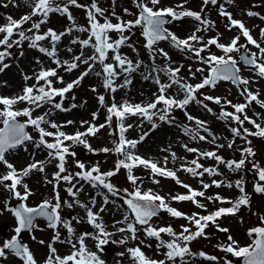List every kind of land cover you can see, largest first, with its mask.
I'll use <instances>...</instances> for the list:
<instances>
[{
  "label": "rangeland",
  "instance_id": "374dc122",
  "mask_svg": "<svg viewBox=\"0 0 264 264\" xmlns=\"http://www.w3.org/2000/svg\"><path fill=\"white\" fill-rule=\"evenodd\" d=\"M32 2L33 0H0V26L8 23L7 17L12 16L13 6L15 4H25L27 10L31 13ZM65 2L66 0H54L56 5L61 6H63ZM77 2L84 7L69 5V12L74 19V24L73 21L67 19L66 15L50 13L47 22L41 24L39 34H44L49 29H52L59 34L65 32L69 28H74V25L76 27L88 28L89 21L87 18V9L90 7L92 0H77ZM95 3L99 8L104 10L103 16L97 14V19L100 23H104L105 18L113 24L121 21H133L139 14L136 0H95ZM144 3L148 4L149 7H154V10L160 8H173L177 12L183 10L198 12L203 19L210 21L212 25L207 28V30L197 33L198 36L203 37V43H206L209 39L217 38L218 43L228 45L233 38L239 36L240 39L238 41V46L247 45L246 50H248L250 54H256L258 58L257 62L264 63V55L260 54L259 49L254 45L247 44L246 38L241 35L238 28L232 27L229 29V21L227 17L220 15L221 5H223V10L230 13L233 19L241 21L250 31L253 39H255L261 47H264V36H261L260 34V30L264 29V19H262V17H264V0H231V3H229L228 0H217L216 5L211 3L204 5L203 0H160V3L156 6L151 5L150 0H144ZM181 5L183 7H180ZM125 9L128 11L125 12ZM249 11L258 13V15L249 16L247 15ZM40 19V16H33L32 19L25 23L20 30L25 31L26 35L32 36L35 30L29 32L28 29L32 27L33 23L39 22ZM197 26L198 22L190 17H185L180 20H171L165 25L169 31L181 39L187 38L195 31ZM3 35L4 34H0V38H2ZM89 35V32L73 30L70 34L62 36L61 39L81 49L80 44H72L71 41L74 39H88ZM124 35L128 36L129 39L125 45L120 47L119 54L131 60L134 64L135 62L140 61V67L137 70L142 69L143 71H147L148 74H151V80L156 87L152 97L144 101L145 105L153 102L156 96L159 95V85L155 83V77L157 75L159 76L161 84H168L170 82L169 77L163 71L153 72V67L158 70L166 67H179L180 72L178 75L181 80L192 85L201 83L202 80L209 75L210 69L207 64L199 61L191 53L175 48L170 41H160L154 46L155 49H163L164 52L168 54L169 59H166L163 55H160L157 52L155 53V59L153 60V53H151L145 46L146 40L142 35V28L140 26L134 27L131 31H126ZM109 37L110 40L115 41L119 38V33L111 31L109 32ZM11 39L18 40L19 36L14 34ZM94 42L93 39L92 43L94 44ZM38 43L40 46L51 50L52 44L50 38ZM200 46L202 45H196V47ZM243 49L244 48H241L239 52H233L229 55L237 61V67L240 69L239 75L242 79H247L249 81L247 85H242L241 88H238L231 81H219L215 87L206 86L196 93V100L201 101V103L192 101L184 109L173 107L169 112L167 121L159 120L158 115H154L151 122H145V120L134 123V121H131V118L134 119L137 115H128L123 120L125 127L132 125L128 131V135L125 136L126 139H128V137H131V140L135 141L142 137L144 139L154 129L153 124L156 126L162 124L163 128H166L167 132H170L171 137L174 135L175 137H179V141H177L180 142L179 147L176 145L177 142L175 138H172V140L169 141H171L174 146H177L176 149H173L170 146H161L162 157L158 161L153 162L157 163L161 168H167V170L175 172L176 177L182 182V184H187L197 191H204V197L196 198L200 204L204 205V208L197 207L196 204L191 201L173 200L172 197L174 196L188 194V190L170 177L153 175L150 169L145 168L142 165L135 166L131 170V174L137 178L135 185L128 179V169L120 168L119 171H116L117 161L123 160L125 157L114 151H109L107 153L100 151L103 148L113 149L118 142L120 122L115 116H113L110 126L106 125L104 128L100 129L95 136L90 135L89 137L83 138L94 151H90L89 148L85 147L83 144H75L72 141L64 142V144L69 147V151L75 153L74 156L67 155L65 157L66 172L61 174L72 175L73 180L71 184L63 180H60L59 182L54 180V174L58 171V160L55 158H49L48 169H46L47 162L45 163L44 160L43 172L38 171L31 176L22 178V184L17 186V190L23 194L24 190H20V188L23 187V184H27L33 179H36L37 182H39L38 188L33 190L29 189L32 194L29 196L28 200L24 202L29 207H37L45 200L51 201L54 204L56 202L55 193L58 192L61 202V208L59 210L61 219L70 221L71 226L74 229L73 235L69 237L67 229L62 225L58 226L57 229H51L47 226L44 220H38L36 228L25 233L22 239L23 244H26L33 253L37 264H45L49 257V244H52L56 249V255L65 257L74 250L72 245L66 241L71 239L73 243H76V236L78 234L90 231L87 227L88 223L86 221L81 220L78 215L69 213L67 209H65V201H68L69 198L67 189L79 182L88 188L85 191L87 195L90 196L92 193L98 192L102 195L103 199L107 196L109 201L107 205L109 207H113L114 203L122 205L123 208L120 209V214L123 215V217L127 214L129 219L133 221L134 218L130 210L127 208V205L124 204V198H127L125 190L130 193L134 192L137 187L142 193L151 191L153 194L163 197L165 203L169 207H172L189 217L194 213L202 216L215 212L219 208L232 207L231 203H221L220 201L215 200L214 198L217 195L224 198L226 201L235 202L241 195L247 194L249 198V204L247 206L242 205L234 215H223L217 220L219 227L228 229V231H218L216 225L210 223L205 229L204 236L198 237L188 244L192 255L185 256L183 261V264H224L225 260H228L231 261L232 264H241L242 259L236 258L231 254L222 251L218 246L227 245L229 243L228 236H231L240 247L247 246L252 242V238L249 237L248 231L255 227H264V193H257L255 191V186L257 184L264 186V181L259 180L258 173L253 167V165H256L260 169H264V137L254 135L245 136L244 129H248L250 132L256 131L254 125L248 121H245L243 125H240L238 122H235L230 118L227 120L220 118L222 110L234 112L232 105L247 103L246 95H242V90L244 88H247L248 91L253 94H258V100L264 102V77L258 76L254 68L240 63L239 55ZM83 50L88 51L87 53H83V58H87L94 54V49L92 47H87ZM0 51H5L4 46H0ZM7 51L10 52L11 55L5 58L4 63L8 64L9 67H12V70L16 72V78L12 86L17 89L16 92L18 96L23 95V89L25 87L36 85L37 82L34 77L41 69L56 70L57 77H50L49 79L52 81L53 88L60 89L74 81L87 68V65L80 63L77 69L68 72L65 70V67H58L57 64L54 63L53 58L39 52L36 48H30L29 41L27 40L23 41L20 46H13L12 48L7 49ZM113 55L114 53L109 51V59L106 60L105 63H112L115 65L116 62L111 59ZM209 55L223 56L225 53L215 45H211L201 53V56L204 58H207ZM56 58L61 62L63 61L60 57L56 56ZM37 61H39V63H37ZM69 62H72V60H69ZM196 69H203V72H198ZM116 70L118 73L120 72L119 68ZM97 72H102V66L99 63L95 64L93 71L80 82L79 86L74 87L70 92L65 94L62 100V106L65 109H69L68 111H61L53 107L54 103L61 102V97L59 96L55 97L52 103H45L39 108H36L34 105H30L27 102H23L22 107L18 110H23L25 108L32 109L33 119L42 116L45 113H50L46 116L47 121L56 123L58 120V123L56 124L63 125L66 122L68 126L72 124H68L67 122L71 121V115L73 112H76V110H82L89 114L88 119L90 124L97 126L106 124V117L108 116L107 108L113 103L118 107L127 103V100H120V98L122 93H128L130 87L129 85L120 87V85H124L125 82V74H120L114 80V86H116L117 90L115 92L106 90L103 87V75L97 76ZM1 73L2 72H0V74ZM25 76L33 78L25 80ZM58 77L63 78V83L58 81ZM43 83V81L40 82L41 85H43ZM93 88H95L96 91H92ZM122 90L124 91L119 92ZM0 95V97H4L3 92L0 93ZM101 95L105 98L103 106L98 100V97ZM164 95L166 97H173L176 100H181L184 98L185 94L178 86L173 85L165 91ZM205 96L219 97L221 98L222 103L216 104L211 100H205ZM227 101H231V105H229ZM72 105L76 106L72 107ZM205 105L207 107H205ZM164 107L165 106L161 103L157 105L156 110L150 111L162 114ZM3 108L4 106L0 105V111H2ZM208 109H211V111H208ZM12 110H14V108ZM93 113H96V119H93ZM185 113L191 115L195 119L189 120ZM245 114L250 119L255 120L256 123L260 124L261 127H264V107H261L259 103L252 102L249 104L245 109ZM240 115L241 119H243L244 114ZM17 119L26 123L28 118L20 116L17 117ZM54 119H56V121H54ZM0 120H2V117H0ZM195 120L205 122L207 131L198 128ZM2 127L3 124L0 122V128ZM41 127L48 132H53V128H50V123H43L41 124ZM86 127H88V124H86ZM232 128L240 130L241 135L234 136L231 131ZM186 129L192 130L193 134L198 131L199 135L205 136L206 139L201 141L198 138H193V134L186 133ZM27 130L28 134L32 137V140L27 141L25 145H33L35 149H41L49 153V150L43 146L39 148L36 147V143L40 139L39 131L32 125H28ZM68 134L72 135L70 133ZM213 137H215L214 141ZM44 139L49 143L55 142L54 137L51 136L45 137ZM230 143L232 144V147H228ZM181 145L183 146L181 147ZM185 145L187 148L197 149L198 152L187 151ZM220 145H223V147H220ZM249 147L252 149L254 155L247 156L246 153L242 155V150ZM204 152H215L216 155L222 157L225 162H238L241 159H245V164L241 169L233 171L226 166V163H218L212 158L199 157V153ZM173 154H175V158H173ZM165 158H167L166 163ZM197 158L199 164L203 165V167L215 168L220 174L208 175L205 173L203 176L194 177L182 169L181 165H184L185 167L193 166L191 165V161ZM77 161L85 165L84 170L77 167ZM97 165L99 166L101 173L116 171L115 175L108 178V182L112 183L118 190L117 195L113 196L102 187L94 188L90 183L80 180L79 177L76 176L77 172L90 170L93 166ZM202 170L203 169H199V171ZM8 171L9 169H7L3 163H0V176L6 174ZM213 180L222 181L223 183L221 187L212 185ZM238 180L242 181V186L245 190L244 193H241L236 187V181ZM5 183L10 184L11 182L8 181ZM229 183L232 184V187L227 186ZM203 184H209L210 187L204 189ZM208 197H213V199L210 200ZM17 202L21 201L17 200L3 185H0V225L5 224L9 226L6 233L0 231V246H2L5 240L11 239V237L15 235L14 229L17 226V221L8 209L13 208L14 204ZM157 203L159 202L157 201ZM111 215L115 217L116 214L113 212ZM74 217L77 219H73ZM149 223L153 228L157 229L170 226L177 235L182 232L183 227H188L192 232L196 231L195 225L190 223L188 219H185L184 217H172L165 210L162 215L153 217ZM120 227H126V225L124 224ZM145 227L147 226L137 225L138 231L136 233V239H130V233L128 232L121 233L116 231L113 237L107 238L108 243L103 245L102 248H97L96 245L98 241L92 244V248L94 252L99 255V258L104 261V264H112L113 261H117L118 264H134L127 249L135 247H140L141 251L147 258L156 261L165 260L166 264H173V262L166 260L164 255L166 249L157 248L159 241L155 238H149L146 236L144 232ZM57 232L59 233V240L53 242ZM161 238L165 242L172 239V237H169L164 233L161 234ZM121 239H125L127 242L121 244L119 243ZM41 241L44 243H41ZM200 252H204L207 256H215L217 257V260L211 261L201 257L199 256ZM121 253H123V255H120ZM0 264H22V261L13 254L8 253L7 258H0ZM175 264H182V262L177 258Z\"/></svg>",
  "mask_w": 264,
  "mask_h": 264
},
{
  "label": "snow or ice",
  "instance_id": "6c2138e0",
  "mask_svg": "<svg viewBox=\"0 0 264 264\" xmlns=\"http://www.w3.org/2000/svg\"><path fill=\"white\" fill-rule=\"evenodd\" d=\"M231 3V0H228ZM137 7L139 9V14L133 21H121L119 23L113 24L107 18H105L104 23H100L97 19V14L100 16L104 15V10L99 8L95 3V0H92L90 7L87 9V18L89 21V27H76L69 28L65 32L57 34L54 30L49 29L44 34H39V29L41 24L47 22V18L50 13H60L61 15H66L69 21H73L74 19L69 12V5L75 7H84L78 4L77 0H66L63 6L56 5L54 0H33L31 7L32 12L29 15L22 16L19 20H14L12 17H7L8 23L6 25L0 26V34H4L2 38H0V46H4L5 51H0V72H3L6 68L9 67L8 64L4 63V60L7 56L11 55L7 49L12 48L13 46H20L23 41H29L30 48H36L39 52L45 54L46 56L53 58L54 63L57 64L58 67H65V70L68 72L73 71L79 67L80 63L87 65L85 71H83L74 81L68 83L65 87L60 89H55L52 87V81L49 79L50 77H57V72L55 69H41L38 74L35 75L36 85L25 87L23 89V95L14 98H6L0 97V105H3L4 108L0 111V117H2L3 127L0 128V163H3L9 171L0 176V185H3L8 191H10L13 196L21 201L19 205L15 208H9L8 211L12 213L17 221V226L14 229L15 235L11 237V239L5 240L0 246V258H7V254L11 253L14 256L18 257L22 264H37V261L34 258L33 253L30 251L29 247L26 244H22L19 237L21 233L24 231H32L36 228L34 221L37 217L44 218L48 223L47 226L51 229H57L58 226L62 225L71 237L74 233V229L71 226L70 221H65L61 219L59 214V210L61 208V202L58 192L55 193V203L53 204L51 201L45 200L37 207H29L26 202L29 196L32 194L28 188L27 184H23L24 192L23 194L17 190V186L22 184V178L27 176L32 170H39L41 172L44 171V162H34L31 163L27 168H25L22 172L18 173L14 166L9 163L6 159V153L10 150L16 149L20 145H23L26 141H31L32 137L25 131V128L28 125L34 126L40 134V139L36 143V147L39 148L41 146L45 147L49 150V157L55 158L58 160L57 168L58 171L54 174V180L59 182L60 180L66 181L71 184L73 177L72 175H61L66 172L65 168V157L67 155H75V153H71L69 151V147L64 144V141H72L75 144H83L85 147L89 148L90 151H94L91 149V146L87 143L84 136H95L100 129L104 128L106 125L110 126L113 116L117 118L119 123V139L115 144L113 149L103 148L100 151L105 153L109 151H114L119 155H123L125 159L118 160L116 164V171H119L120 168L128 169L129 175L128 179L132 184H136L137 178L131 174V170L135 166H144L151 170L153 175H160L164 177H170L178 184H181L182 187L188 190V194L186 195H178L172 197L173 200L176 201H191L196 204L199 208H204L203 204H200L197 201V197H204V191H197L192 189L187 184H182V182L176 177V173L167 168H161L157 163L152 162L150 160L141 158L139 156L134 155L131 152V149H134L138 143L135 140H127L125 138L124 133L131 128L132 125H128L125 127L123 124V120L128 115H141L145 117L149 122L152 121L154 115H158L159 120L167 121L169 112L173 107H178L180 109H184L190 102L196 101L197 103H201V101L196 100V93L199 92L200 89L208 87H215L219 81H231L233 84L247 85L249 81L247 79H242L238 73L240 69L237 67V61L229 54L233 52H239L241 48L247 49V45H239L238 41L240 39L239 36L233 38L228 45H224L218 43L217 38L209 39L206 43H203V37L198 36L197 33L207 30V28L211 27L210 21L203 19L201 14L198 12L183 10V11H175L173 8H160L154 10V7H149L148 4L144 3L143 0H136ZM160 3V0H150V4L156 6ZM209 3L216 5L217 0H203L204 5H208ZM7 6V5H5ZM180 7H183L182 5ZM203 10V9H202ZM128 10L125 9V12ZM221 16L227 17L229 21V29L232 27H236L239 29L241 35L246 38L247 44L254 45L261 55H264V47L253 39L250 31L245 27V25L236 19H233L231 14L223 10V5H221ZM249 16H256L258 13L249 11L247 13ZM33 16H40L41 19L39 22L33 23L32 27L28 29L29 32H33L32 36L26 35L25 31L20 30L22 26L30 21ZM171 20H180L185 17L193 18L198 22V26L195 31L192 32L187 38H179L174 33L169 31L168 28L165 27L167 23ZM264 19V17H262ZM136 26H140L142 28V35L146 40V48L153 53V60L155 59V53H159L163 55L166 59H169L168 54L164 52L163 49H155L154 46L160 41H171L172 45L185 52L191 53L194 57H196L199 61L209 66L210 72L209 75L206 76L201 83L192 85L185 83L179 77L180 68H172L166 67L163 69H157L153 67L152 71H163L169 77L168 84H161L159 80V76L155 77V83L159 85V95L156 96L155 100L147 105H130L123 104L121 106H117L116 104H112L107 108L108 116L106 117V124H101L99 126L90 124L86 121H82L81 124H88V127L85 132H76L74 135H67L63 131H57L55 133L46 131L41 124L50 123V126L53 129H59V125L56 123H51L46 120V116L50 113H45L42 116H39L35 119L32 118V109L25 108L23 110L14 111L13 105L18 102H27L30 105H34L36 108L42 107L45 103H52L53 99L57 96L61 97L60 103H54L53 107L55 109L61 111H68L69 109H65L62 106V100L66 93L70 92L74 87L80 85V82L88 76L94 69L96 63H99L102 66V72H97V76L103 75V87L106 90H110L115 92L117 90L116 86H114V80L120 74H125V82L124 85H120V87H124L127 84L131 83V80L128 76L135 72L140 67V61L135 62V64L123 57L119 54V49L122 45L128 41L129 37L125 36L124 33L126 31H131ZM73 30H77L80 32H89L90 35L88 39L79 40L74 39L71 41L72 44H80L81 46V54L73 57L72 62L63 61L61 62L58 58H56V44L60 41L61 37L70 34ZM115 31L119 33V38L115 41L110 40L109 32ZM14 34L19 36L18 40H12ZM261 36H264V29L260 30ZM51 40V50L48 48L42 47L38 42L49 39ZM94 39V44L92 43ZM196 45H202L200 47H196ZM215 45L218 49L222 50L225 55L216 56L209 55L207 58L201 56V53L204 52L209 46ZM87 47H92L94 49V54L83 58V49ZM69 52L72 51L71 48L68 49ZM112 51L114 55L111 57L116 63L115 65L112 63H105L106 60L109 59L108 52ZM22 54V53H21ZM241 60L251 68L256 70V74L260 77H264V63H258L257 56L255 53H252L251 56L248 54H244L241 56ZM79 62V63H78ZM39 63V61H37ZM117 68L120 69V72H117ZM191 71V70H190ZM198 72H203V69H196ZM151 74H149L150 76ZM194 75V74H193ZM149 76H145V79H148ZM25 80L32 79L33 77L25 76ZM43 81V85L40 82ZM58 81L63 83V78L58 77ZM39 85V86H37ZM173 85L178 86L184 92V98L181 100H176L173 97H166L164 95L165 91L168 88H171ZM92 91H96L95 88ZM242 95H246L247 103L246 104H236L232 105L234 108V112L221 111L220 118L221 119H231L235 122H238L240 125H243L245 121L253 124L256 128L255 132H250L248 129H244L245 136L254 135L264 137V127H261L260 124L256 123L255 120L250 119L245 114V109L252 102L259 103L261 107H264V102L258 100V94H253L248 91L247 88L242 90ZM74 99V98H73ZM205 100H211L216 104H221V98L219 97H211L205 96ZM98 100L100 104L103 106L105 102L104 96H99ZM163 104L165 107L162 110V114L150 110H156L158 104ZM229 105H231V101H227ZM76 105H72L75 107ZM205 107H207L205 105ZM211 111V109H208ZM187 115L189 120H194L195 118L191 115ZM244 114L243 119H241V115ZM24 116L27 117L26 123L17 122V117ZM96 113H93V119H96ZM170 122V121H169ZM68 124L73 123V121H68ZM198 128L204 129L207 131L205 127V122L200 120H195ZM153 127H156L153 124ZM234 136H240L241 132L237 128L231 129ZM186 133L193 134L192 130L186 129ZM54 137L55 142L49 143L44 138L45 137ZM193 138H198L203 141L206 139L205 136L199 135L198 131L193 134ZM143 139V137L141 138ZM215 137H213V141ZM223 147V145H220ZM228 147H232L230 143ZM185 148L189 152H198L197 149L194 148ZM247 154V156L254 155L252 149L245 148L242 150V155ZM199 157H207L215 159L218 163H226V166L233 171L241 169L245 164V159H241L237 161H227L225 162L222 157L217 156L215 152H204L199 153ZM198 157V158H199ZM173 158H175V154H173ZM198 158L191 161L190 167H185L181 165L184 171H187L192 176H203L205 173L208 175H219L220 173L215 168H205L203 165L199 164ZM246 158V157H245ZM167 162V158H165V163ZM77 167L81 170L85 169V165L79 161H77ZM258 173V177L260 181H264V169H260L258 166L253 165ZM199 169H203L199 171ZM116 171H108L106 173H101L99 166H93L90 170L77 172L76 176L79 177L80 180L88 182L92 187H102L106 189L108 193H111L113 196L118 194V190L114 187V185L108 182V178L112 177L116 174ZM95 173V175H94ZM10 181L11 183H5ZM158 182V181H154ZM222 181H212V185L216 187H221ZM228 187H232V184L229 183ZM210 187L209 184H203L204 189H208ZM236 187L239 189L241 193H244V188L242 186V181H236ZM75 185L69 187L67 192L69 196L75 197L78 195L80 191H83V188H77L76 191H73ZM255 191L257 193H264V186L257 184L255 186ZM55 192V186H54ZM126 192V197L124 198V204L127 205V208L130 210L134 221L129 219V216L125 214L122 221H118L117 223L125 224L126 227H120L118 229L119 232H128L130 233V239H136V233L138 231L137 225L147 226L144 228V232L147 237L155 238L159 243L157 244V248H164L166 251L164 255L167 261L173 262L175 264L177 258L183 264L185 256L192 255L188 244L197 239L198 237H202L205 235V229L209 226V224L216 225L218 231L227 232L228 229L220 228L217 224V220L223 215L232 214L234 215L242 205L247 206L249 204V198L247 194L241 195L235 202L226 201L224 198L217 195L214 199L220 201L221 203H231L232 207L229 208H219L215 212H212L208 215H198L193 214L192 216H185V214L180 211L169 207L164 198L153 194L151 191L141 192L137 187L134 192ZM208 199H213V197H208ZM159 202L158 204L156 202ZM95 199L93 198L91 203L95 205ZM108 198L104 197V203L107 204ZM77 204H80L78 200H76ZM65 204L68 208L73 207L72 203L65 201ZM81 207L87 208L86 205L80 204ZM167 211L172 217L180 218L184 217L188 219L190 223L194 224L196 227V231L192 232L188 227H183L182 232L177 235L173 229L169 227H161V228H153L150 225V220L157 215V213L161 210ZM104 208H101L100 211H104ZM77 219V218H73ZM87 221L91 224L95 229L98 230V235L93 236V234L84 233L78 238L76 243H73L71 239L66 241L70 243L73 247V251L65 256L60 257L56 255V249L49 244V257L47 258L45 264H104V261L97 256L96 253L88 251L85 245L86 238H94L97 239V248H102L103 245L108 243L107 239L103 237H107L110 235L108 233L103 224L99 222L98 214L94 213L91 208H87ZM167 234L172 239L168 242H165L161 238V234ZM248 235L252 238V242L244 247H240L238 243L233 240L231 236H228L229 243L227 245H219L220 249L226 253L231 254L232 256L242 259L243 264H264V227H255L248 231ZM59 240V233H56L54 237V241ZM127 241L125 239H121L119 243L124 244ZM41 243H44L41 241ZM127 252L130 254L131 258L134 261V264H166L165 260L156 261L150 258H147L145 254L141 251L140 247L128 248ZM120 255H123L121 253ZM199 256L204 257L211 261H216L217 257L215 256H207L204 252H200ZM224 264H232L231 261L225 260Z\"/></svg>",
  "mask_w": 264,
  "mask_h": 264
},
{
  "label": "bare ground",
  "instance_id": "6f19581e",
  "mask_svg": "<svg viewBox=\"0 0 264 264\" xmlns=\"http://www.w3.org/2000/svg\"><path fill=\"white\" fill-rule=\"evenodd\" d=\"M29 14H30V11L27 10V7L25 6V4L20 3V4H15L13 6L11 17L15 20H19L22 16L29 15ZM69 48L72 49L71 52L68 51ZM81 51L82 49H80L79 47L73 46L69 44L68 42L63 41L62 39H60V41L57 42L56 44L57 57H60V59H63V61L73 60V57L77 56L78 52H79L78 55H80ZM87 52L88 51L83 50V53H87ZM15 73L16 72L12 70V67H9V68H6L0 74V91H1L0 93L3 92V96L6 98L18 97L17 92H16L17 89L12 86L16 78ZM145 76H149V74L147 71H143L142 69L132 72L131 75L129 76L131 83L127 84L129 85L130 89L128 93L121 94L120 100H127V103H129L130 105L144 106L145 105L144 101L150 99L153 95V92L156 89L155 85H153L154 82L151 80V77L149 76L148 79H145ZM123 91L124 90L119 91V92H123ZM22 104L23 102H18L15 105H13L14 110H18L20 107H22ZM71 116H72L71 121H73L71 125L68 126L65 121L63 125L57 124L60 127L59 129H53V133L57 131H63L67 135H69L68 133L74 135L76 132H85L87 129L86 124L82 125L81 122L86 121L89 123V119H88L89 114L86 111L76 110V112H73ZM131 119H132L131 121H134V123H138L140 121H145V120H146L145 122L148 121L145 117L141 115H137L134 119L133 118ZM54 121H56V119H54ZM56 123H58V120L56 121ZM129 129L130 128H128V130L124 133L125 136L128 135ZM89 136L90 135L84 136L83 138L89 137ZM170 137H171L170 132H167V129L163 128L162 124H159L158 126L154 127V129L144 139L137 140L138 143L134 149H131V152L136 156L150 160L152 162L153 161L156 162L162 157L161 156V150H162L161 146H170L173 149L174 148L176 149L177 146L179 147L180 142H177L179 141V137H175V135L171 138ZM172 138H175L177 142L176 143L177 146L176 145L174 146L172 142L169 141V140H172ZM127 140H131V137H128ZM25 143L23 145H20L16 149H13L9 151L8 153H6L7 161L14 166V168L16 169L18 173L22 172L31 163L40 162V161L43 162L44 160H45V163L47 162L46 169H48L49 167L48 161L50 157L47 151H44L41 149H35L33 145H25ZM182 146L183 145H181V147ZM38 171L39 170H32L27 176H31L34 173H37ZM27 176H24V177H27ZM27 184H28V188L31 190L36 189L39 186V182H37L36 179H33L31 182H28ZM81 187L83 188V191H80L78 195L75 197V199H73V197L71 196H69L68 198L67 202L72 203L73 207L68 208L67 206H65V209H67L69 213H74L78 215L81 220L86 221L88 223L87 208H91V210L94 213L98 214L99 222L103 224L105 230L108 233H110L109 236L103 237V238L107 239L109 237H113L116 231H118V229L120 228V226L124 225L121 223H117L118 221L123 220V215L120 214V209H122L123 206L120 204L114 203L113 204L114 206L113 207L110 206L111 207L110 208L107 204L104 203V199L102 195L99 194L98 192L96 193L94 192L90 196L87 195L85 191L88 188H86V186L83 185L81 182L75 185V188H73V191H76L77 188H81ZM20 190L23 191L24 188L21 187ZM93 198L96 201L95 205L91 203ZM76 200H78L80 204L86 205L87 208L81 207L80 204L76 203ZM101 208H104L105 210L100 211ZM113 212H115L116 214L115 217L111 215ZM87 227L90 229V231H88L87 233L93 234V236L98 235V230L95 229L91 224L88 223ZM83 234L84 233L78 234L76 236V240L78 241V238ZM96 241L97 239H94L91 237L85 239V245L88 251L94 252L92 248V244ZM97 256L99 255L97 254ZM112 264H118V263L117 261H113Z\"/></svg>",
  "mask_w": 264,
  "mask_h": 264
},
{
  "label": "water",
  "instance_id": "95a60500",
  "mask_svg": "<svg viewBox=\"0 0 264 264\" xmlns=\"http://www.w3.org/2000/svg\"><path fill=\"white\" fill-rule=\"evenodd\" d=\"M143 2H144V0H143ZM137 4V3H136ZM166 19H169L170 21H171V18H167L166 17ZM168 24V23H167ZM171 42V41H170ZM244 54H248L249 56H251V54H250V52L248 51V50H242L241 52H240V62H241V64H243V65H246L242 60H241V56L242 55H244ZM246 66H248V65H246ZM250 67V66H249ZM238 75H239V73H238ZM234 85H236L238 88H241L242 87V85H240V84H234ZM17 122H19V123H25V122H21V121H19V120H17ZM25 131L28 133V130H27V127L25 128ZM19 203H21V202H17L15 205H14V208L15 207H17L18 205H19ZM157 203V202H156ZM158 204V203H157ZM163 209H161L158 213H157V215L156 216H159V215H161L162 213H163ZM39 219H43V220H45L44 218H42V217H37L36 218V220L34 221V223H35V225H36V222H37V220H39ZM45 222L46 223H48L46 220H45ZM8 228H9V226H7V225H0V231H2L3 233H6L7 232V230H8ZM26 232H29V231H24V232H22L21 233V236L19 237V239L21 240V243L23 244V242H22V237H23V235L26 233ZM241 264H243V260H242V263Z\"/></svg>",
  "mask_w": 264,
  "mask_h": 264
}]
</instances>
